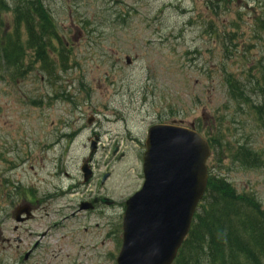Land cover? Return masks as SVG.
<instances>
[{
  "label": "rangeland",
  "instance_id": "1",
  "mask_svg": "<svg viewBox=\"0 0 264 264\" xmlns=\"http://www.w3.org/2000/svg\"><path fill=\"white\" fill-rule=\"evenodd\" d=\"M203 1L43 0L68 51V69L51 81L38 71L14 83L0 79V185L2 177L14 178L36 200L20 250L36 247L22 264H115L122 203L141 185V145L153 124L188 127L200 119L207 126L223 117L226 144H246L263 154V164L243 169L224 159L218 168L210 158L207 165L264 207V127L250 111L238 115L230 101L231 108L225 109L221 45L204 28L208 19L219 33L226 17L236 19L239 8L234 4L227 16L215 15L204 10ZM246 1L255 11V4ZM249 25L250 19L238 24L243 40L251 35ZM257 50L248 51L245 62L242 52L229 58L226 72L245 82L242 72L254 65ZM94 135L100 141L92 156L95 176L84 181L81 160L88 156ZM104 172L110 180L100 189L101 196L111 188L117 204L77 214ZM55 189L62 197L42 203ZM12 202L0 201L4 238L13 237L17 202ZM73 213L77 215L71 217ZM1 241L0 264H14L20 252L2 248Z\"/></svg>",
  "mask_w": 264,
  "mask_h": 264
},
{
  "label": "trees",
  "instance_id": "2",
  "mask_svg": "<svg viewBox=\"0 0 264 264\" xmlns=\"http://www.w3.org/2000/svg\"><path fill=\"white\" fill-rule=\"evenodd\" d=\"M6 15H10L9 20L4 18ZM58 29L43 0H0V79L14 83L29 72L38 71L41 77L51 81L59 77L60 70L66 71L68 51ZM262 66L260 62L257 70L261 82L256 78L252 83L261 94ZM248 76L253 78L251 73ZM225 82L232 99L238 104L246 103L242 86L231 75L227 74ZM223 120V117L214 119L215 132L209 138L219 168L223 163V154L220 155L224 143ZM226 147L229 153L226 157L243 169H256L263 164L261 153L252 151L246 144L235 147L231 153L229 146ZM173 264H264L261 203L251 193L237 192L225 176L210 172L206 192Z\"/></svg>",
  "mask_w": 264,
  "mask_h": 264
},
{
  "label": "water",
  "instance_id": "3",
  "mask_svg": "<svg viewBox=\"0 0 264 264\" xmlns=\"http://www.w3.org/2000/svg\"><path fill=\"white\" fill-rule=\"evenodd\" d=\"M207 143L195 132L168 125L148 129L144 183L125 203L116 264H171L206 187ZM85 180L88 170L82 168Z\"/></svg>",
  "mask_w": 264,
  "mask_h": 264
},
{
  "label": "flooded vegetation",
  "instance_id": "4",
  "mask_svg": "<svg viewBox=\"0 0 264 264\" xmlns=\"http://www.w3.org/2000/svg\"><path fill=\"white\" fill-rule=\"evenodd\" d=\"M264 1V0H263ZM203 4V8L205 11H210L211 8L214 6V7H217L219 9H221L222 13L223 14H228L229 11H230V7L234 4H236L238 6L239 9H237L236 7V12L235 14L237 15L238 17V12H239V16H240V13H242V15H246L247 16V19H250L251 21L253 20L255 23V26H256V34H251L249 37H248V40H251V44L255 47L257 44H259L261 41L263 42L264 41V11L262 12V15L260 17V19H258L256 16H252L253 15V11L252 9H250V6H249V3L248 1L246 0H204L202 2ZM241 4V6H240ZM233 9L234 6L232 7ZM255 11L257 12V7H255ZM246 11H248L246 13ZM244 18H239L238 17V20L242 21ZM250 21V22H251ZM244 23V21H242ZM87 158V157H86ZM86 158H83L81 160V164L83 162V160L87 161V166L89 169H92V155H90V157H88L87 159ZM23 164H25V162H23ZM95 176L94 172L91 174V177L90 178H93ZM105 176V179L102 181V179L104 178ZM89 178V179H90ZM108 179V174H105V175H102L101 178L99 179V185L97 187V189L95 188L94 192H92L89 197H88V201H81L80 204H83V203H86V204H90L91 207L89 208L90 211H97V209L100 207V206H103L105 207L106 209V206H104V203L106 201H109L111 198H112V191L113 189L110 188L108 194L101 196V193H100V189H102V186L104 184V182ZM14 186L11 187V188H8L7 189H4V187H2V197L4 199H8V200H11V198L14 199L15 202H17V204L19 205H28L30 207V209L32 211H35V206L33 207V204L36 200H31L30 198L28 200H26L25 198H22V195H20V189H21V183L20 181L18 180H15V182H13ZM101 184V185H100ZM6 186H8V184H6ZM73 189H70L69 191L72 192ZM60 190H57L55 189V191L53 193H50V197L48 198H44L45 201L43 203L47 204V205H50L51 202H54V201H57L58 199H54L52 198L51 196L53 197H62V194H58ZM97 191V193H96ZM68 194V191L66 192V195ZM71 193H69L70 195ZM65 195V194H64ZM93 195V196H92ZM92 196V197H91ZM106 199V200H105ZM40 201H38L39 203ZM83 202V203H82ZM18 205V206H19ZM80 206V205H79ZM79 206H78V210H77V214L81 211L79 209ZM75 213H73L71 215V217H75V215H77ZM21 219V217H20ZM33 219V216L31 217L30 220H27L25 222H21L17 225H15L13 228V234H14V237H13V240L12 242L9 241V240H5L4 236L2 233H0V238L2 239L1 243H2V248L4 247L5 244H8L9 246H13V251H14V254L20 252L19 254V257H21L20 259L22 260L20 262V259L19 260H15L14 261V264H22V262H26L28 261V259L30 258V256L33 255V252H34V248L36 247V245L34 246L33 250H31L30 248H26L27 250L26 251H21L20 250V247L22 246V244L26 241H23V238L21 236L22 232H23V229L24 227L30 223ZM116 230V229H115ZM114 233V232H113Z\"/></svg>",
  "mask_w": 264,
  "mask_h": 264
},
{
  "label": "bare ground",
  "instance_id": "5",
  "mask_svg": "<svg viewBox=\"0 0 264 264\" xmlns=\"http://www.w3.org/2000/svg\"><path fill=\"white\" fill-rule=\"evenodd\" d=\"M43 39V38H42ZM48 43V42H47Z\"/></svg>",
  "mask_w": 264,
  "mask_h": 264
}]
</instances>
